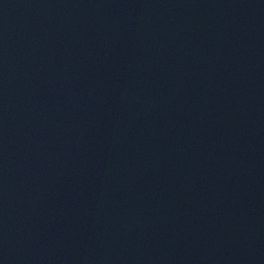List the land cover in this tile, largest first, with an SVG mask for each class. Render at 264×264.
Instances as JSON below:
<instances>
[{"label":"water","instance_id":"1","mask_svg":"<svg viewBox=\"0 0 264 264\" xmlns=\"http://www.w3.org/2000/svg\"><path fill=\"white\" fill-rule=\"evenodd\" d=\"M0 264H264V0H0Z\"/></svg>","mask_w":264,"mask_h":264}]
</instances>
